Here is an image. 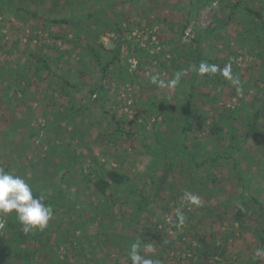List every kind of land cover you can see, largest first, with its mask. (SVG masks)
<instances>
[{
    "label": "rangeland",
    "instance_id": "374dc122",
    "mask_svg": "<svg viewBox=\"0 0 264 264\" xmlns=\"http://www.w3.org/2000/svg\"><path fill=\"white\" fill-rule=\"evenodd\" d=\"M81 1L0 0V64L5 70V78L0 79V169L21 176L45 196L62 190L79 202L73 216L62 205L53 210L46 235L54 253L69 256L73 264H131V244L140 241L142 248L151 245L152 251L140 254L154 264H186L184 260L197 261L205 245L215 244L216 249L225 248H219L215 264H264V256H256L257 249H264L257 232L264 229V215L247 209V216L239 220L235 204L221 205L228 191L234 190L230 195L236 198L240 190L232 166L223 164V170L214 173L219 177L215 184L208 165L195 171L178 159L184 139L191 149L197 144L202 151L217 148V136L208 130L212 117L201 119L199 114L220 115L225 107L235 108L241 144L234 153L251 177L252 195L264 205V58L243 43L247 15L241 13L223 27L227 17L223 3L236 0H201L195 6L193 0H120L116 11L124 13L121 16L133 32H126L120 58L113 65L116 71L101 80L86 33L97 24H91L92 19L76 21L81 17L77 14ZM89 2L90 10L100 6L96 0ZM246 4L259 9L264 0H244ZM69 6L75 11H68ZM25 10H33L38 17ZM70 15L74 21L68 23L47 21V16ZM108 16L115 14L111 10ZM110 31L107 28L101 37L109 50L105 58L112 57L116 47V35ZM197 38L205 44L204 57L232 65L242 93L218 71L198 74L193 96L184 99L183 90L189 88L187 82L196 67ZM56 42L72 51L70 58L65 55L58 60ZM136 43L153 56L160 53L167 64L160 73L166 79L153 67L158 65L157 58L152 67L139 68ZM31 51L47 58L55 75L43 70L37 75L38 62ZM173 57L180 60L182 70L172 67ZM175 72L180 78L173 87L166 80L175 79L171 74ZM101 83L105 97L97 89L92 92ZM153 96L167 99L157 110H169L168 120L164 114L146 110ZM191 105L193 126L184 135L186 110ZM256 110L260 117L251 129ZM63 113L72 116L60 120ZM108 122L136 134L115 141ZM151 149L159 156L157 164ZM99 168L127 173L133 188L125 184L100 193L88 179ZM134 188L149 198L144 209L138 207L142 198ZM186 193L198 195L201 204H190ZM0 218L1 238L9 232L6 221L15 220V212L0 214ZM13 262L17 264L18 259ZM33 264H45V260Z\"/></svg>",
    "mask_w": 264,
    "mask_h": 264
},
{
    "label": "trees",
    "instance_id": "16d2710c",
    "mask_svg": "<svg viewBox=\"0 0 264 264\" xmlns=\"http://www.w3.org/2000/svg\"><path fill=\"white\" fill-rule=\"evenodd\" d=\"M128 1H134V0H123L122 2H128ZM201 0H193L194 6L198 4V2ZM97 3L100 4L98 8L89 9L88 7L91 5V2L87 0L88 6H86V3L82 0L79 4V6L84 7L83 9L78 8L77 14L81 15L80 18H78L76 21L79 20H88L92 19L93 21L91 24H97L96 27L92 28L89 27L90 30H88L86 33L87 37L90 38L91 42L89 44L88 49L91 51V54L96 58L98 61V65L100 68L101 73V80H104L109 76L110 73H114L115 66L113 68V65L117 60L120 58V52L124 44V39L126 32H133V27L126 22V18L121 16V14L124 15L123 12H117L116 7L118 5H121L122 2L120 0H106L105 2H102L101 0H96ZM244 0H236L233 3H223V11L224 13H227L226 19L222 20V26L225 27L228 23V21L233 20L237 15L241 13H245L247 21L244 25L245 30V39L243 40L244 45L247 48L255 49L258 56L262 59L264 58V6H260L259 9L250 6L249 4L243 5ZM64 10H66V7H63ZM71 10L73 12L74 8L72 6H69L68 11ZM113 11L115 14V17L112 18L108 16V13L110 11ZM75 11V10H74ZM26 13L30 14L34 18L38 17L37 13L33 10H25ZM103 13L104 16L100 17V14ZM75 16V15H74ZM42 18V17H41ZM46 20V19H45ZM47 21L50 23L58 24V23H68L73 20L72 15L68 16V18H58V17H49L47 16ZM94 22V23H93ZM125 22V23H124ZM124 23V24H123ZM130 25V26H129ZM219 26H215L214 32H217V29H219ZM110 28L111 33H113L116 39H114L115 48L113 50L112 57L105 58L108 56L107 54L109 50L105 48V45L103 44L101 37L104 32H106V29ZM246 29L248 31H246ZM64 36H61V38ZM58 38V37H57ZM196 44L194 46V50L196 51V67L192 71V75L190 80L187 82V86L189 85L188 89L183 90L184 93V99L189 100L193 96L192 88L194 82L197 80L198 72L196 69H198L201 62H207L208 64H215L218 65L220 69H222L225 65L219 64L215 60H210L207 57H204V48L205 44L201 41V39H195ZM127 42H130L127 40ZM137 45V51L141 54V64L139 68H145L147 66L153 65V58L158 59V65L153 67H156L157 70H159L158 75L160 78H163L162 74L160 73L162 70L166 69L165 59H162L160 57V53L157 52L154 56L149 53L148 48L140 46L138 43ZM55 47L58 51V60L63 59L65 55H68L70 58L72 51L66 50L65 48H61L57 45V42L55 43ZM232 51V50H231ZM234 53V52H233ZM31 55L34 57V59L38 62V65L36 67V74L40 75V72L46 71L48 74H54L52 73V68L50 66L49 60L47 58H42L40 55H38L35 52L31 51ZM143 56V57H142ZM171 61L173 62L172 67L174 69H178V71L182 68L179 66L181 63L178 58H171ZM3 65L0 64V79H4V69ZM152 67V66H150ZM149 67V68H150ZM171 67V66H170ZM146 69V68H145ZM173 69V70H174ZM173 76L177 75L178 72L171 73ZM55 75V74H54ZM171 75V76H172ZM10 77H15L13 75H10ZM62 78V77H61ZM170 78V77H169ZM166 79V78H163ZM64 81L68 84H71L73 87V83H71L69 80L64 79ZM167 84L169 83L168 80H166ZM151 84V83H149ZM153 84V83H152ZM156 85V84H153ZM102 91L103 96L105 97V91H104V84L101 83L98 88H95L92 90L94 92L95 90ZM167 99H156L153 96V99L146 105V110L149 112H154L158 114H164L163 119L168 120L170 116V111L165 110H157L158 107H161L160 105L162 103H165ZM170 109V108H169ZM188 111L186 110V123L185 126H183L184 135H187V132L192 128V110L193 105L188 106ZM72 116L69 113L62 114L59 116L60 120L69 118ZM53 117L56 119L57 116L53 115ZM199 117L201 119H206L209 117H212L210 128L208 129L210 134H213L217 136L216 141L218 142L217 148L210 150H201V146L197 144V147L194 149L189 148V145L185 143V139L181 141V146H179V156L178 159L180 161L187 164L189 168H192L193 170L197 171L199 168H203L206 165H208L210 172L212 173V182L215 184L219 183V177L214 175L215 172L222 171L224 168L223 164H228L232 166V169L234 173L237 175V180L239 183L240 190L238 191L239 197L237 198H229L228 200L223 201V206L225 204H235L237 207V219H243L247 216V209L252 210L253 212H258L260 215H264V205L263 203L257 198L254 197L251 193V177L245 172V170L242 169L239 160L235 156V151L240 148V141L237 136V130L235 128V122L236 120V109L225 107L223 112H221L220 115L214 114L210 115L207 113L199 114ZM260 117V111L256 110L254 115L252 116V121L250 124L251 129H255L258 124V119ZM50 118V117H49ZM108 128L111 130L110 134L111 137L114 138L115 141H119L121 136H131L135 135V132H130L129 130L115 126L112 122H108ZM34 136V134L32 133ZM183 139V138H182ZM225 142V143H224ZM224 143V144H223ZM152 150V149H151ZM153 151V150H152ZM149 150V152L152 154L153 158L155 157L154 163L157 164L160 162L159 156L157 152H152ZM180 157V158H179ZM177 158V157H176ZM99 162V161H98ZM173 163V162H172ZM98 166V163L96 164ZM216 168V169H215ZM95 173V176H93L91 173L88 175V179L92 181L94 187L102 194H106L109 192L113 187H120L122 185H125L126 187L133 188L132 184L130 183L131 178L127 173L120 172L116 169H106L104 172L99 168L98 171L93 172ZM34 190L35 195H40L41 191L40 189L32 186ZM61 189V188H60ZM138 194L141 195L142 201H140L138 204V207L140 209H144L147 204L150 202L149 198L145 195L143 190H140L139 188H134ZM138 189V190H137ZM46 204H49L52 206L53 210L57 208V206L62 205V208L64 211H67L71 216L79 210V202L72 197L64 194L62 190H59V192L54 194H47L46 195ZM222 205V204H221ZM1 219V218H0ZM6 226L9 229V232L6 233L4 236L0 238V264H14L13 260L14 258L18 259L17 264H33L34 260H45V264H73L71 261V258L67 256L66 258H62L61 256H58L54 253V250L51 248L52 245L49 242V238L46 235L47 229L44 230H33L28 233H25L23 231V226L20 224L18 219L15 220H7ZM258 237L262 239L264 242V229H257ZM9 235V237H6ZM32 243L34 246H32ZM205 245L200 251L198 255V263L199 264H215V258L216 256H220L219 248L224 250L225 248L223 246H220L218 249L217 247ZM131 262V261H130Z\"/></svg>",
    "mask_w": 264,
    "mask_h": 264
},
{
    "label": "clouds",
    "instance_id": "9594fccd",
    "mask_svg": "<svg viewBox=\"0 0 264 264\" xmlns=\"http://www.w3.org/2000/svg\"><path fill=\"white\" fill-rule=\"evenodd\" d=\"M196 71L200 75L220 74L232 81L234 86H237V91L242 93L239 87L240 81L232 75V65L227 64L222 69L218 65L201 62ZM180 74L176 75L170 83V86H175L179 82ZM153 83H157V78H152ZM160 85H164V81H159ZM185 199L192 205L199 206L201 204L200 197L192 193H186ZM46 196L41 193L35 195L32 186L26 182L24 178L15 175L12 172H7L0 169V214H9L15 212V216L23 226V231L28 233L33 230H44L49 220L53 217V208L45 203ZM180 223H184L182 213H179ZM3 224L0 223V228ZM141 250L146 253L152 251L151 245L146 247L141 246V242L137 241L131 244L128 253L131 264H154L152 259L145 258L140 254ZM256 256H264V249H257Z\"/></svg>",
    "mask_w": 264,
    "mask_h": 264
},
{
    "label": "crops",
    "instance_id": "0c3cea01",
    "mask_svg": "<svg viewBox=\"0 0 264 264\" xmlns=\"http://www.w3.org/2000/svg\"><path fill=\"white\" fill-rule=\"evenodd\" d=\"M237 183H238V182H237ZM230 193H233V194H234V190H230V191H228V196H227L224 200H228L229 198H231ZM237 197H239V193L236 194V198H237ZM224 203H225V201H224ZM221 204H223V201L221 202ZM225 206H226V204H225ZM194 261H195V260H194ZM184 262H185L186 264H190V263H192V264H199V263H198V259H197V261H195V262L190 261V260H189V261H188V260H184L183 263H184ZM187 262H189V263H187Z\"/></svg>",
    "mask_w": 264,
    "mask_h": 264
},
{
    "label": "built area",
    "instance_id": "2783aa9c",
    "mask_svg": "<svg viewBox=\"0 0 264 264\" xmlns=\"http://www.w3.org/2000/svg\"><path fill=\"white\" fill-rule=\"evenodd\" d=\"M189 34V32H187V35Z\"/></svg>",
    "mask_w": 264,
    "mask_h": 264
}]
</instances>
